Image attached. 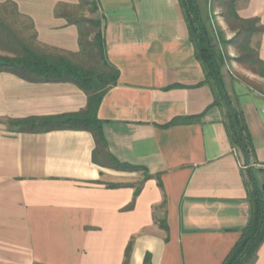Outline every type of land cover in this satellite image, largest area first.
Wrapping results in <instances>:
<instances>
[{"label":"crops","instance_id":"0c3cea01","mask_svg":"<svg viewBox=\"0 0 264 264\" xmlns=\"http://www.w3.org/2000/svg\"><path fill=\"white\" fill-rule=\"evenodd\" d=\"M7 2L32 26L40 47L75 60L78 27L55 9L77 0L0 5ZM94 3L106 62L118 72L95 116L108 153L144 168L149 178L95 164L88 131L8 129L9 120L78 113L87 98L70 83H33L0 72V264H123L128 244L127 264H143L145 257L149 264H221L249 221L247 169L262 185L264 95L222 66L225 91L254 148L255 163L244 166L230 144L224 109L212 106L179 0ZM236 14L264 26V0H245ZM258 55L264 62V33ZM188 117L200 119L168 126ZM140 182L134 197L125 185ZM154 209L166 231L154 222ZM253 264H264V240Z\"/></svg>","mask_w":264,"mask_h":264},{"label":"trees","instance_id":"16d2710c","mask_svg":"<svg viewBox=\"0 0 264 264\" xmlns=\"http://www.w3.org/2000/svg\"><path fill=\"white\" fill-rule=\"evenodd\" d=\"M77 1L78 5L75 7L61 5L55 9L56 15L63 16L68 24L78 27L80 52L75 60L40 47L32 26L20 22L14 4L7 2L0 5L2 10L0 11V52L9 55V57L0 56V72H7L33 83H70L80 89L87 98L86 107L78 113L9 120L7 124L15 128L16 133H43L65 129L88 131L94 140L95 164L120 172H141L145 180L149 175L144 168L120 163L107 151L100 122L95 114L102 96L116 83L118 72L106 62L100 20L88 19L80 14L81 9L87 6L92 12L97 11L94 0ZM218 1L224 10L222 16L234 34L231 40L222 38L223 46L232 47L238 52L244 49L245 52L239 54L234 61L246 62L254 75L264 79V62L259 59L258 41L256 49H250L252 39L258 40L264 33V26L257 18L240 19L234 8L235 0ZM179 3L188 25L190 39L194 41L196 47V58L205 74V83L212 88L214 95L212 106L224 109V124L230 144L240 153L244 166L254 164V148L243 114L232 105L222 81L221 68L225 59L213 49L195 0H179ZM199 119L200 117L174 119L168 126L192 124ZM260 171L263 175L261 187L256 186L251 170L246 171L248 182L252 187L247 195L250 207L249 221L240 231L238 240L221 264H253L264 240V169ZM158 185L160 187L159 181ZM106 186L122 187V185ZM125 186L134 188L135 197L142 187V182ZM164 204L165 201L161 208ZM132 206L133 202L127 209H131ZM153 211L154 222L160 229L166 231L165 219L158 218L155 209ZM130 247L131 244H128L123 264L128 263ZM143 264H149V257H145Z\"/></svg>","mask_w":264,"mask_h":264},{"label":"rangeland","instance_id":"374dc122","mask_svg":"<svg viewBox=\"0 0 264 264\" xmlns=\"http://www.w3.org/2000/svg\"><path fill=\"white\" fill-rule=\"evenodd\" d=\"M197 6L199 7L201 13V19L205 25V28L209 34V37L212 41V46L218 54L222 55L225 59L224 69L231 73L236 79L243 81L253 90L260 92L264 95V79L254 75L250 71V67L245 63H236L234 59L239 56V54L244 53V49H241L240 52L235 50L232 47H224L222 44V38L225 40H231L234 34L231 32L230 27L225 22L224 10L222 5L218 0H195ZM245 0H235V10ZM2 11V10H0ZM81 15L85 16L88 19L99 21V14L97 11L92 12L90 7H83L80 12ZM13 25V23H12ZM101 27V26H100ZM87 31L89 28L87 27ZM87 34V33H86ZM88 38V37H87ZM257 38H253L250 43V49H256ZM231 59V60H229ZM6 127L12 129L7 122L5 123Z\"/></svg>","mask_w":264,"mask_h":264}]
</instances>
